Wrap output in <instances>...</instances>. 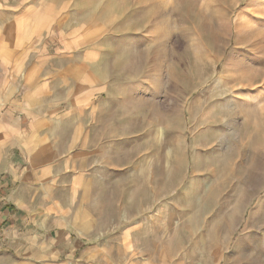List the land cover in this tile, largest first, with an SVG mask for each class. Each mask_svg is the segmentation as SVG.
<instances>
[{"label":"rangeland","instance_id":"374dc122","mask_svg":"<svg viewBox=\"0 0 264 264\" xmlns=\"http://www.w3.org/2000/svg\"><path fill=\"white\" fill-rule=\"evenodd\" d=\"M14 6L92 28L100 51L48 264H264V0Z\"/></svg>","mask_w":264,"mask_h":264},{"label":"crops","instance_id":"0c3cea01","mask_svg":"<svg viewBox=\"0 0 264 264\" xmlns=\"http://www.w3.org/2000/svg\"><path fill=\"white\" fill-rule=\"evenodd\" d=\"M42 3L93 0H0V264L49 263L50 187L67 163L81 172L87 116L104 90L93 80L92 28L58 27V16L45 24L42 13L14 6ZM68 236L64 229L54 242L68 246Z\"/></svg>","mask_w":264,"mask_h":264}]
</instances>
